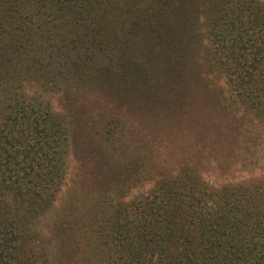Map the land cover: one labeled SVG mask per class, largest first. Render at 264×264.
Returning a JSON list of instances; mask_svg holds the SVG:
<instances>
[{
  "label": "trees",
  "instance_id": "obj_1",
  "mask_svg": "<svg viewBox=\"0 0 264 264\" xmlns=\"http://www.w3.org/2000/svg\"><path fill=\"white\" fill-rule=\"evenodd\" d=\"M261 139L264 0H0V264H264Z\"/></svg>",
  "mask_w": 264,
  "mask_h": 264
},
{
  "label": "rangeland",
  "instance_id": "obj_2",
  "mask_svg": "<svg viewBox=\"0 0 264 264\" xmlns=\"http://www.w3.org/2000/svg\"><path fill=\"white\" fill-rule=\"evenodd\" d=\"M255 150H256L255 152L258 153V158H261V162H264V139L260 140V142L258 143V146L256 145ZM75 173L76 172H74L73 169H70L68 180H67L68 187L64 189L62 195L60 196L61 200H60V202L58 204H60L63 209H65V206L69 203V201L71 202V198L69 196V192L74 188L73 182L75 180H77V178L75 176ZM255 173L253 172L250 175H254L255 177H261L262 175H264L263 174L264 171H262V172L257 171ZM243 175L250 176V175H248L245 172H244ZM206 179H210L211 181H214V182L215 181H217V182L220 181V179L218 177H215V176H211L210 178L206 177ZM143 192H145V188L143 189ZM77 197L79 198V201H81V196L78 195ZM54 207H58V206L54 205ZM58 209L59 208H56L55 210L57 211ZM48 214L49 215L45 218V220L50 219L52 217L53 212H49Z\"/></svg>",
  "mask_w": 264,
  "mask_h": 264
}]
</instances>
